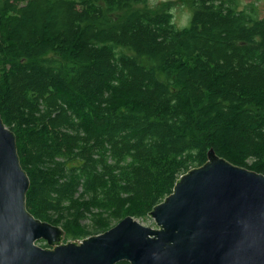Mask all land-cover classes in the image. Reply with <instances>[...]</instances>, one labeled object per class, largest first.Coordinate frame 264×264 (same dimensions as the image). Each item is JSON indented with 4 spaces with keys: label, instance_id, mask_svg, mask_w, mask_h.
I'll list each match as a JSON object with an SVG mask.
<instances>
[{
    "label": "trees",
    "instance_id": "1",
    "mask_svg": "<svg viewBox=\"0 0 264 264\" xmlns=\"http://www.w3.org/2000/svg\"><path fill=\"white\" fill-rule=\"evenodd\" d=\"M147 2L0 0V118L26 211L65 242L149 221L210 149L264 175V17L178 0L179 29L176 2Z\"/></svg>",
    "mask_w": 264,
    "mask_h": 264
},
{
    "label": "water",
    "instance_id": "2",
    "mask_svg": "<svg viewBox=\"0 0 264 264\" xmlns=\"http://www.w3.org/2000/svg\"><path fill=\"white\" fill-rule=\"evenodd\" d=\"M28 188L15 135L0 118V264H264V175L212 149L149 212L156 228L126 217L64 242L59 226L26 211Z\"/></svg>",
    "mask_w": 264,
    "mask_h": 264
},
{
    "label": "rangeland",
    "instance_id": "3",
    "mask_svg": "<svg viewBox=\"0 0 264 264\" xmlns=\"http://www.w3.org/2000/svg\"><path fill=\"white\" fill-rule=\"evenodd\" d=\"M167 1L176 2V5L171 10L172 15L174 17L175 26L179 29H182V28H185L186 26H188L190 23L192 11L190 9H188L187 6H182L178 2V0H148L147 3H149V5L151 7H153V6L160 5V4L167 2ZM237 4H238L237 7L239 9H243V10L247 7H251V6L255 7L257 15L259 17H264V0H237ZM137 221L141 225H146V226L156 228L151 219L149 221H140V220H137ZM116 224H117V222L115 224H113L112 227L115 226ZM37 245L40 247H43L46 244L43 242V243H37Z\"/></svg>",
    "mask_w": 264,
    "mask_h": 264
}]
</instances>
